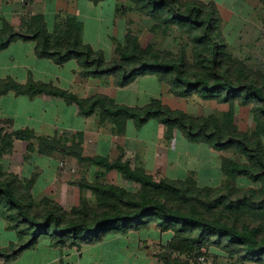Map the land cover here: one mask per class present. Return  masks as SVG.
<instances>
[{"label": "rangeland", "instance_id": "obj_1", "mask_svg": "<svg viewBox=\"0 0 264 264\" xmlns=\"http://www.w3.org/2000/svg\"><path fill=\"white\" fill-rule=\"evenodd\" d=\"M182 1L214 8L215 36L218 41H224V52L230 62L234 66L245 68L246 73H252L260 80L264 79V0ZM8 19L16 31H25L30 23L35 24L44 19L55 46L79 35L84 44L92 46L95 51L103 52L108 62L118 59V48L126 45L128 35L135 37L146 51L155 50L168 59L186 54L191 64L194 63L193 51L196 48L193 41L201 40H196L198 34L189 32L186 28L165 25L157 18L148 17L136 8L132 0H103L100 3L90 0H0V27ZM62 71H68L67 81L76 84L77 94L80 96L103 94L118 104L125 102L137 107L150 103L152 99H158L171 109L185 112L190 117L205 120L215 118L225 128L238 130L253 140L261 141L264 154V125L255 114L256 104L253 102H223L216 95L205 98L201 93L179 97L172 92L169 83L151 75L139 77L122 89L117 86L114 76L84 77L82 67L75 59L63 67ZM62 105L64 104L61 100L54 101L52 107L57 112L58 119L54 118L56 122L49 131L46 127L45 133H35L50 143L55 142L58 146L55 150H50L47 145L35 139L18 143L16 148L13 146V150L7 152L4 147L9 143L8 138L3 144L0 141L2 172L18 176L31 190L37 203L49 198L71 212L84 198L94 207L98 196L94 191L84 188V182L112 184L131 193L140 191L139 184L124 179L120 172L107 171L90 162L78 160L76 155H68L69 151L77 153L82 149L84 157L99 156L96 155V147L99 142L97 135L100 133L105 137L114 136L116 141L113 151L103 156L109 157L111 161L121 157L134 169L151 174L156 181L164 178L193 181L199 187H210L214 190L227 186H234L239 190H259L263 186L246 177L232 178L223 171V162L226 159L238 163L248 162L239 149L220 151L205 142L191 143L179 128L170 129L155 120L140 129L136 128L134 122L129 121V133H122L119 125L104 121L99 111L86 119L87 133L69 130L66 124L63 125V121L66 116L72 115L81 119L77 115L79 108L71 107L63 115ZM61 115L65 117L60 118ZM1 130L2 135H10L22 129L14 128L13 123L8 120H2ZM34 154L41 155L36 157L41 159L40 164H44V168L47 162H44V156H51L48 169L40 168L41 173H37L35 164L31 161ZM40 177L48 183L43 188L34 187ZM244 218L249 219L247 214ZM250 218L257 220L253 215ZM7 225V221L0 215V246L4 251L10 250L12 244H21L17 233L8 229ZM175 237L173 230L164 232L156 220H151L145 226L122 227L97 244L88 245L83 241H80V246L68 244L62 247L63 255L59 253L55 256H76L78 264H264L242 260L209 242L174 248L171 244ZM49 243L50 240L45 239L41 242V247L33 248L30 252L25 251V261H0V264H29L32 256L39 254L36 249L44 248ZM40 252L45 256L43 250L40 249ZM35 260L38 262V259ZM69 261L73 264L72 260Z\"/></svg>", "mask_w": 264, "mask_h": 264}, {"label": "trees", "instance_id": "obj_2", "mask_svg": "<svg viewBox=\"0 0 264 264\" xmlns=\"http://www.w3.org/2000/svg\"><path fill=\"white\" fill-rule=\"evenodd\" d=\"M90 1L100 3L103 0ZM132 1L148 17L198 34L196 40H201L193 41L196 44L193 64L186 54L172 55L168 59L155 50L146 51L130 35L126 45L119 46L118 59L112 62L106 61L103 52L84 44L79 35L55 46L44 19L30 23L25 31H16L9 21H4L0 28V52L18 40L36 41L39 58L51 59L58 65L75 59L82 67L84 77L114 76L119 88L129 86L139 77L151 75L169 83L172 92L179 97L201 93L205 98L216 95L223 102H253L256 104L255 114L264 125V79L260 80L252 73H246L242 66L237 67L230 62L224 52V41H218L215 36L214 8L182 0ZM9 92L31 98L40 95L62 98L69 105H77L80 114L86 117L99 111L104 121L119 125L122 133L126 132L129 121L140 129L155 120L170 129L179 128L191 143L205 142L220 151L239 149L248 162L226 159L223 171L232 178L246 177L263 186L259 190H239L234 186L214 190L199 187L193 181L169 178L156 181L151 174L134 169L121 157L113 161L106 156L84 157L81 149L77 153L69 151L68 155H76L78 160L107 171H118L124 179L139 184L141 189L138 193H131L112 184L84 182V188L97 194L96 205L93 207L83 198L68 212L49 198L35 202L28 186L18 176L3 173L0 166V215L7 221L8 229L17 233L21 243L20 246L12 244L7 251L0 246L1 262L16 261L25 251L36 248L45 239L50 240L53 247L80 246V241L92 245L102 242L105 236L122 227L145 226L151 220H156L162 231L173 230L176 233L171 244L174 248L209 242L242 260L264 262V154L261 141L253 140L238 130L225 128L215 118L190 117L158 99H152L144 107H130L103 94L81 98L52 84L37 83L32 77L26 85L11 78L1 80L0 97ZM2 134L1 130L2 144L8 138L9 143L4 147L7 152L13 150L15 140L37 139L50 150L58 147L55 142L36 136L31 129ZM245 214L248 220L244 218ZM250 215L257 220L251 219Z\"/></svg>", "mask_w": 264, "mask_h": 264}, {"label": "crops", "instance_id": "obj_3", "mask_svg": "<svg viewBox=\"0 0 264 264\" xmlns=\"http://www.w3.org/2000/svg\"><path fill=\"white\" fill-rule=\"evenodd\" d=\"M11 23V21L8 19ZM2 28V26L0 27ZM37 42L36 41H23L18 40L13 42L6 50L0 52V81L8 78L13 79L15 82L26 85L30 77L37 82L43 84H52L64 91L72 92L78 95V87L76 84L69 83L67 81L68 71L64 73L63 67H66L70 62L64 65H58L54 63L51 59L48 58H39L36 53ZM76 87V88H74ZM124 89V88H122ZM81 98H86L87 96H80ZM42 99H48L47 101H40ZM62 101L64 105H62L63 115L70 108H75L77 105H69L64 99L56 98L48 95H40L36 97H27V96H18L14 92H9L8 94L0 97V122L2 120H8L10 123H13L14 128L18 129H31L35 133H45V128L47 127V131H49L50 127L53 126L58 119L57 112L54 111V101L59 102ZM41 102V104H38ZM44 103V104H43ZM122 105H127L125 102L120 103ZM149 103L138 106L144 107ZM137 107V106H130ZM78 108V107H76ZM59 114V113H58ZM61 115L60 118H64L65 116ZM81 119H78V116H66V120H64L63 125H67V129L69 130H79L80 132L87 133L88 126H86V119L90 117H86L77 113ZM69 117V118H67ZM82 125V126H81ZM81 126V127H80ZM86 127V128H85ZM126 133H129V124L127 125ZM51 134V131L49 132ZM98 136V144L96 155L103 156L108 155L109 151H113V146H116V141H114V136L107 135L106 137L103 133H100ZM116 138V137H115ZM100 143V141H102ZM23 141L15 140V148L18 143ZM87 142V139L85 140ZM36 156H41L39 154H34L32 156L31 161L35 164L34 169L37 173L40 172V168L48 169L50 161H52L51 156H44V164H40L41 159ZM32 163V164H33ZM38 166V167H37ZM48 182L46 179L43 181L42 177L38 178L34 183V187L43 188L46 186ZM41 184V185H39ZM45 185V186H44ZM41 244V243H40ZM42 245H38L37 247H41ZM40 249L44 251L45 256H42ZM37 248L39 254H35L32 256L29 264H71L69 259L73 261V264H78V259L76 256L68 257V256H60L56 257L55 255L61 254V251L64 249L62 247H53L50 243L46 247ZM30 252V250L28 251ZM63 255V254H61ZM27 255H21L19 259L16 261H25ZM50 257V259H49ZM35 259H38L36 262ZM15 261V262H16ZM13 262V263H15ZM23 264H28L23 263Z\"/></svg>", "mask_w": 264, "mask_h": 264}]
</instances>
